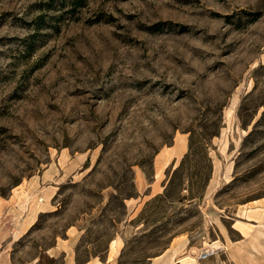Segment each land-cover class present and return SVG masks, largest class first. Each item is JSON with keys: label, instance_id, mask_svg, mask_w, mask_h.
<instances>
[{"label": "rangeland", "instance_id": "obj_1", "mask_svg": "<svg viewBox=\"0 0 264 264\" xmlns=\"http://www.w3.org/2000/svg\"><path fill=\"white\" fill-rule=\"evenodd\" d=\"M73 3L0 0V264L238 239L264 198V0Z\"/></svg>", "mask_w": 264, "mask_h": 264}, {"label": "crops", "instance_id": "obj_2", "mask_svg": "<svg viewBox=\"0 0 264 264\" xmlns=\"http://www.w3.org/2000/svg\"><path fill=\"white\" fill-rule=\"evenodd\" d=\"M179 140L181 141L177 139L172 148L167 151L162 150L156 156L157 169L167 161L164 164L165 167L169 161L175 160L185 152L183 139ZM140 182L142 183V181ZM243 215H245V221L242 222L244 227L238 230L239 238L231 241L226 247V263L264 264V198L247 206ZM71 240L69 237L63 242L56 241L52 251L55 255H63L65 264H79L70 253ZM109 262L108 257L103 262L92 258L80 264H109ZM201 264H217V260L212 258L210 261Z\"/></svg>", "mask_w": 264, "mask_h": 264}, {"label": "bare ground", "instance_id": "obj_3", "mask_svg": "<svg viewBox=\"0 0 264 264\" xmlns=\"http://www.w3.org/2000/svg\"><path fill=\"white\" fill-rule=\"evenodd\" d=\"M170 155V154H168ZM161 168L159 169L157 175L160 177L161 176ZM40 201H42V199H40ZM246 212V207L242 208L241 213L245 214ZM116 244H117V240H113L111 243V250L114 251L116 248ZM227 245H225L224 242H222L221 240H215L212 241L211 243H207L204 250L209 253V256H214L215 254H217V251H219L222 248H226ZM198 256V255H197ZM197 256H194L191 251L188 252H183L177 256H173L169 259V261L167 262V264H201L202 261H198Z\"/></svg>", "mask_w": 264, "mask_h": 264}, {"label": "built area", "instance_id": "obj_4", "mask_svg": "<svg viewBox=\"0 0 264 264\" xmlns=\"http://www.w3.org/2000/svg\"><path fill=\"white\" fill-rule=\"evenodd\" d=\"M208 256H209V253L206 251H203V252L198 254L197 259H198V261H203V260H206L208 258ZM175 264H177V263H175Z\"/></svg>", "mask_w": 264, "mask_h": 264}, {"label": "trees", "instance_id": "obj_5", "mask_svg": "<svg viewBox=\"0 0 264 264\" xmlns=\"http://www.w3.org/2000/svg\"><path fill=\"white\" fill-rule=\"evenodd\" d=\"M74 1V5H77V3H78V1H80V0H73Z\"/></svg>", "mask_w": 264, "mask_h": 264}]
</instances>
